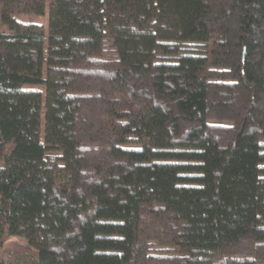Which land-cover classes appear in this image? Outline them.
Instances as JSON below:
<instances>
[{
	"label": "trees",
	"instance_id": "obj_1",
	"mask_svg": "<svg viewBox=\"0 0 264 264\" xmlns=\"http://www.w3.org/2000/svg\"><path fill=\"white\" fill-rule=\"evenodd\" d=\"M10 236L9 264H264V0H0Z\"/></svg>",
	"mask_w": 264,
	"mask_h": 264
},
{
	"label": "rangeland",
	"instance_id": "obj_2",
	"mask_svg": "<svg viewBox=\"0 0 264 264\" xmlns=\"http://www.w3.org/2000/svg\"><path fill=\"white\" fill-rule=\"evenodd\" d=\"M22 19H31L38 23L45 25L47 23V12L42 15L35 14H21ZM24 238L20 236H10L0 247V259L2 264H9L22 259L26 253L31 252Z\"/></svg>",
	"mask_w": 264,
	"mask_h": 264
}]
</instances>
